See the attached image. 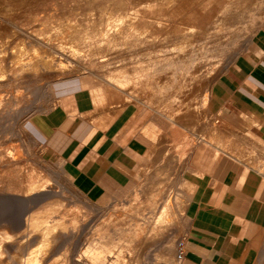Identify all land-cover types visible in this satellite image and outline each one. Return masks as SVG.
<instances>
[{
  "label": "bare ground",
  "instance_id": "6f19581e",
  "mask_svg": "<svg viewBox=\"0 0 264 264\" xmlns=\"http://www.w3.org/2000/svg\"><path fill=\"white\" fill-rule=\"evenodd\" d=\"M55 1L0 0V135L3 136L0 139V264H177L173 246L183 234L181 229L164 234L172 207L168 198L165 203L162 198L157 211L161 199L156 195L144 205L147 207L144 211L140 205L142 199H136L139 203L136 207L126 203L100 209L38 161L23 160L22 147L12 138L20 136L21 115L40 112L42 109L34 100L49 101L51 86L72 74L70 70L75 69H70L71 65L121 91L122 99L126 98L123 101L129 99L151 108L140 100L150 102L161 98L165 92L161 88L156 92L158 84L171 81V67L166 69L169 74L165 70L168 62L161 60L164 54L174 57L172 51L179 46L184 49L186 43L200 47L201 40L212 32L216 36L223 29L234 28L235 19L245 6L258 7L264 0ZM117 47L126 51L125 66H144L124 72L121 61L114 65L118 62L107 55ZM195 48L198 52L199 48ZM86 51L99 55L89 67L82 66L76 56ZM192 55L187 56L191 59ZM156 60L164 65L154 63ZM112 66L114 71L104 74L102 70ZM68 67L69 72L65 71ZM197 70L200 69H192L194 73L179 71L172 77L174 84L168 95L172 100L167 105L165 101L156 105L166 113V118L174 112L170 105L174 98L185 105L188 98L195 100L211 88L214 78L199 81L195 78L200 75ZM218 74L217 71L215 75ZM192 81H195L193 87ZM189 86L192 92L188 91ZM127 88L130 89L126 91ZM155 110L157 114L163 113ZM177 114L178 110L174 116ZM6 134L11 136L9 142L4 137ZM181 259L182 255L178 254L177 260Z\"/></svg>",
  "mask_w": 264,
  "mask_h": 264
},
{
  "label": "crops",
  "instance_id": "0c3cea01",
  "mask_svg": "<svg viewBox=\"0 0 264 264\" xmlns=\"http://www.w3.org/2000/svg\"><path fill=\"white\" fill-rule=\"evenodd\" d=\"M258 40L218 76L181 127L134 103L114 111L79 78L54 83L56 101L29 124L75 188L98 206L135 187L129 202L147 188L161 202L168 198L173 212L181 211L175 213L185 234L181 264H264V42ZM255 147L251 159L240 153Z\"/></svg>",
  "mask_w": 264,
  "mask_h": 264
},
{
  "label": "rangeland",
  "instance_id": "374dc122",
  "mask_svg": "<svg viewBox=\"0 0 264 264\" xmlns=\"http://www.w3.org/2000/svg\"><path fill=\"white\" fill-rule=\"evenodd\" d=\"M52 2H55L56 3V1L55 0H52ZM261 4V5H260ZM260 4H258L259 6L258 7H255V5H247V6H245L243 9V12L242 13H244V12H247V13H244V14H240L238 17H240V18H238L237 17V19H235L236 20V25H238L239 26V29H238V26H236L235 25V27L234 28H232L231 27V29L230 30H226V29H223L221 32H223V33H221V32H219L218 34H220V35H216L215 36V34H217L216 32H212V35H207L205 38H203L202 40H201V42H203L202 44H201V46L199 47V46H195V47H197V48H199V51L197 52V50L198 49H196L195 47H193L194 46V44H189V43H186V46H184V49H183V46H179V48H175V51L173 50L172 52V56H174V57H170V58H168V55H163V57H162V61L163 62H168V64L166 65L165 64V70L166 69H170V67H171V71H170V73H172V74H170L169 73V69L168 70H166L170 75H172L171 76V81L169 82V80L167 81V83L166 82H160V84H158L159 86H158V90H156V92L157 93H159V89L161 88L162 89V91L161 92H167L166 94L164 93H162V95H160L161 96V98H159L158 99V97H156V101L155 100H151L150 102H147L146 100H140L142 103H146V104H150L151 105V108H146L145 106H143L142 104H140L139 102H137V101H132L131 102V100H129V99H127L126 101H123V100H125V99H122V97L124 96L123 95V93L122 94H120L121 93V91H118V90H116V89H114V88H110V86L108 87L107 85H104V83L101 81V80H99V78H97V77H94V76H91L90 74H87V73H84V71H82V69H80V67L78 68V67H72V65L70 66V67H68V69L67 70H65V71H67V72H69L68 70H69V68L70 69H75L74 71H72V70H70V72L72 73V74H70V75H67V76H64V77H62L63 78V80H67V79H72V78H79V82H80V86H82V87H87V88H91V92H92V95L95 97V99H97V100H99V101H101V102H103V101H110V103L109 104H107L106 106L107 107H110L111 109H114V111H116V110H118V109H121L124 105H126V104H128V103H134L137 107H138V109L139 110H144V111H147L148 113H151V114H153L154 112H156V110H155V108L157 109V112L159 113V111L161 112L162 110H160V106H156V105H158L159 103H158V101H161L162 103H165V105H167L168 104V102L167 101H171L172 99H169V98H171V96H168V95H171V91H172V88H173V84L174 83H172L173 82V78L175 77V76H177V72H181V71H183V72H191L192 71V69H195L196 70V68L197 69H200L199 71L197 70V73L198 74H200L199 76H196L195 78H198L199 79V81H201V80H203L204 81V79L206 78H214V80H213V83L211 84V88L210 89H207L208 91H205V95H201V96H199V97H197V99L198 100H201L202 98H204V99H206V97L211 93V91H212V89H213V86H214V83H215V80L218 78V76H220L223 72H225L226 70H227V68L234 62V60L236 59V57H238L239 55H241L243 52H245L246 50H248V49H253V48H255V46H254V39H256V40H258V41H262V42H264V1L263 2H261ZM253 6V7H252ZM252 7V8H251ZM246 8H249V9H246ZM251 15V16H250ZM242 18V19H241ZM241 19V20H240ZM247 19V20H246ZM237 20H238V23H237ZM241 23H240V22ZM244 22V23H243ZM240 23V24H239ZM242 24V25H241ZM243 28H245V29H242V27ZM238 29V30H237ZM240 29H241V31H240ZM234 30V31H233ZM245 31V32H244ZM225 32H227L226 34H225ZM229 32V33H228ZM233 32V33H232ZM215 33V34H214ZM256 33V34H255ZM254 36V37H253ZM206 43H205V42ZM117 42V44H120V43H122V41H119V43H118V41H116ZM204 43H205V45H204ZM247 43V47H244L243 48V46L245 45ZM182 45H185V44H182ZM191 45H193L192 47H191ZM188 46V47H187ZM203 46V47H202ZM186 47V48H185ZM202 47V48H201ZM118 48V47H117ZM181 51V55H182V57H183V59H181L182 57H181V55H180V51ZM185 50V51H187L186 53H183V52H185V51H183V50ZM190 49V50H189ZM193 49H195V50H193ZM201 49V50H200ZM203 49V50H202ZM242 49V50H241ZM178 51H179V53H178ZM183 51V52H182ZM194 51V52H193ZM202 51V52H201ZM176 52V53H175ZM191 52V53H190ZM110 53V55H107V58H113L112 60L115 62V63H117L118 62V64H114V65H116V66H118L120 63V65H122L123 64V62L125 63L127 60H128V57H126L127 55H126V51H125V49L123 48V47H119L117 50H114V52L112 51V54H111V52H109ZM114 53V54H113ZM240 53V54H239ZM92 53L90 52V51H86V52H84V53H78L76 56H78V59L80 60V62L82 63V66H84V67H89L90 65H93L95 62L94 61H96L97 60V58L99 57V55L97 54V53H93L92 55H91ZM176 56H175V55ZM180 55V57L178 56V55ZM189 56V55H192V56H190L191 57V59L187 56V55ZM239 54V55H238ZM95 55H97V56H95ZM184 55H186L185 57H184ZM238 55V56H237ZM165 56V57H164ZM235 56V57H234ZM80 57V58H79ZM93 57H94V59H93ZM188 58V59H190L189 60V62L188 61H186L187 59H185V58ZM234 57V58H233ZM96 58V59H95ZM127 58V60H125ZM195 58V59H194ZM198 58V59H197ZM233 58V59H232ZM168 61H167V60ZM171 59V60H170ZM181 59V60H180ZM206 59V60H205ZM91 60H92V62H91ZM123 60H125V61H123ZM165 60V61H164ZM233 60V61H232ZM119 61H121L120 63H119ZM155 61V60H154ZM162 61H157L156 60V62H154V63H161L162 64ZM171 61V62H170ZM172 61H174L173 63H172ZM193 61V62H192ZM195 61H196V63H195ZM197 61H199V62H197ZM192 62V63H191ZM178 64V66H177V64ZM181 64V67H180V64ZM187 64V65H186ZM189 64V65H188ZM63 65H65V64H63ZM86 65H88V66H86ZM137 67L138 66H140V68H142V66H144V64L142 65V64H135ZM135 65H133V66H129L128 67V65L127 66H125L124 64H123V71L124 72H127L128 71V69L129 70H131L132 68L133 69H139V67L137 68ZM164 65V63L161 65V66H163ZM172 65V66H171ZM185 67H184V66ZM195 65H197V66H195ZM167 66H169V67H167ZM189 66H191V67H189ZM113 67H115V66H112L110 69H103L102 71L104 72V74H106V75H108L109 73L111 74V72L112 71H114L112 68ZM135 67V68H134ZM174 67V68H173ZM175 67L177 68V67H179V68H183L182 70H180L179 68H177V70L175 69ZM187 67V68H186ZM199 67V68H198ZM92 68V67H91ZM125 68H126V70H125ZM184 68H185V70H184ZM189 68V69H188ZM190 68H191V70H190ZM112 69V70H111ZM173 69H175V70H173ZM109 70L111 71V72H109ZM164 70V71H165ZM81 71V72H80ZM176 71V72H175ZM194 71V70H193ZM191 72V73H194V72ZM218 71V75H215V73ZM220 71V72H219ZM176 74H175V73ZM179 72V73H180ZM200 72V73H199ZM83 73V74H82ZM190 73V74H191ZM113 74H114V72H113ZM173 74H175V75H173ZM197 74V75H198ZM214 76V77H213ZM173 77V78H172ZM216 77V78H215ZM61 78V79H62ZM173 79V80H172ZM205 79V80H206ZM61 81V80H60ZM100 81V82H99ZM169 82V83H168ZM161 83H162V85H161ZM172 83V84H171ZM191 83H193V84H191ZM195 83V81L193 82H190V84H191V86L192 85H195L194 84ZM166 84V86L168 87H166V86H164V85ZM168 84H169V86H168ZM171 84V85H170ZM55 85V84H54ZM53 85V86H54ZM101 86L102 88H104V91H103V89L101 88V87H99V86ZM203 85H204V83H203ZM104 86H107L106 88L104 87ZM191 86H189V89H188V91H191ZM164 87V88H163ZM193 87V86H192ZM56 88V87H55ZM55 88H53L52 87V89L50 90V94H49V96L51 95V98H50V100L49 101H47V102H45V101H42V99L40 100H34V101H36V104L35 105H40L39 106V108L40 109H42L40 112H42V111H46L48 108H50L52 105H53V103L56 101V99H57V95L55 94ZM109 88L111 89V90H109ZM106 89H108V91H109V94H108V92H107V90ZM130 89V88H129ZM128 88L126 89V91H128L129 90ZM98 90H100V94H99V91ZM168 90V91H167ZM193 91V90H192ZM191 91V92H192ZM103 92V93H102ZM111 92V93H110ZM48 93H49V90H48ZM54 93V94H53ZM102 93V94H101ZM105 93H106V95H108L109 96V98H111V99H109L108 97H105ZM170 93V94H169ZM95 94V95H94ZM112 94V95H111ZM118 94V95H117ZM100 95V96H99ZM116 95V96H115ZM120 95H123V96H120ZM111 96V97H110ZM115 96V97H114ZM159 96V97H160ZM201 97V98H200ZM106 98V99H105ZM121 98V99H120ZM32 99V98H31ZM166 99V100H165ZM189 99V101H187V104H185L184 105V103H182L180 100H178V99H176V98H174V100H175V102H171V104L170 105H172V110L174 111L173 113L171 112H169L170 114H171V116L169 117L168 116V119L169 120H171L172 119V117H173V119L171 120V121H174L173 123H176V124H180L181 125V120H184L183 122H186L187 120H185L186 118L188 119L189 117H192V112H194L195 111V108H197V104H195V102H197V99L195 98V100H194V98H193V100L192 99H190V98H188ZM112 100H114L112 103H111V101ZM177 100V101H176ZM191 100V101H190ZM41 101V102H40ZM165 101V102H164ZM194 101V102H193ZM43 102V103H42ZM123 102V103H122ZM177 102V103H176ZM178 102H179V104H178ZM190 102V103H189ZM38 103V104H37ZM138 103V104H137ZM154 104V106H153V104ZM192 103V104H191ZM177 105V107H176V109H174L175 108V105ZM182 105V106H181ZM193 105V106H192ZM43 106V107H42ZM46 107V108H45ZM114 107V108H113ZM184 107V108H183ZM194 107V108H193ZM199 107V106H198ZM179 108H181V109H179ZM186 108H188V110H185ZM44 109V110H43ZM152 109H154V110H152ZM171 110V111H172ZM176 110V111H175ZM177 110H178V112H179V114H177V115H179V116H174V113L176 114V112H177ZM180 110H184L183 112H184V115L182 114L183 112L182 111H180ZM164 111H165V109H164ZM170 111V110H169ZM31 111H29V112H26V113H24V114H22L21 115V118L23 119V121L21 122V126H20V128H21V132H20V136H17V137H13L12 138V140H14V143H16V144H18V145H20L22 148H21V157H22V159L23 160H28V159H30L31 161H38L37 163H39V164H41L42 166H45V167H47V168H49V170L51 171V172H53V174H54V172H55V174L56 175H58L60 178H63L64 180H65V182L67 183V184H71L70 186H72V188L73 189H75V190H77L76 188H75V186L72 184V182H71V179L69 178V176L63 171V168H62V164L60 163V162H58V161H55L54 159H52L51 157H50V155L46 152V150H45V146H44V144H42L41 142H40V139L37 137V135L35 134V132H34V129L30 126V124H29V121H30V116L33 114L32 112L30 113ZM163 112V111H162ZM38 113V112H37ZM113 113V112H112ZM186 113V114H185ZM160 114V113H159ZM161 114H164V116H165V112H163V113H161ZM181 114H182V116H181ZM188 114V115H187ZM173 115V116H172ZM25 116H27V117H25ZM181 116V117H180ZM24 117H25V119H24ZM167 117V116H166ZM178 117V118H180V119H178L177 118V120H178V123H177V120H176V118ZM171 118V119H170ZM175 118V119H174ZM202 119H204V114H202ZM179 121H180V123H179ZM200 123L202 122L201 120L199 121ZM10 123H13L12 121L11 122H9V124ZM203 124V123H202ZM209 125V129H210V135H211V137H210V141H212V135L214 134L213 132H215V126L213 125V121L212 120H209V123H208ZM179 125V126H180ZM165 126H167V125H165ZM233 126V125H232ZM232 126H226V128L228 129V131L230 132V133H233V135H234V137H236L235 135H236V131H235V128L234 127H232ZM168 128V127H167ZM166 128V129H167ZM181 131H184V129L182 130V128L181 129H179L178 130V132L180 133ZM204 131H205V128H204ZM206 131H207V129H206ZM185 133H186V131H185ZM7 136H4V137H8V138H6V139H8V141L7 142H9V140H11V136L10 135H8V134H6ZM1 138H3V136L2 135H0V139ZM10 138V139H9ZM15 138V139H14ZM23 140V141H22ZM25 140V141H24ZM254 145H257L256 143L254 144ZM253 145V146H254ZM5 147H1V150H3ZM26 148V149H25ZM249 148H250V146H249ZM24 149V150H23ZM210 149V156H212L213 155V153H214V150L213 149H211V147L209 148ZM253 150V149H252ZM254 150H255V152H252L251 150H249V149H245V150H243L242 152H240V153H242L243 155H244V157H249L250 159H251V157H253L254 155H255V153H257L256 152V150H257V148L255 147L254 148ZM238 153V152H237ZM253 162H252V165L254 166V167H256L257 169L259 168V166H257V164H259V161H254V160H252ZM256 163V165H255V163ZM182 187V186H181ZM137 189V187H135V188H133L132 189V191H130V192H126V194L123 196V197H121V198H119V199H111V198H107V204H109L110 203V205L109 206H100L99 208L100 209H104V208H108V207H112V206H119V205H122V204H126L127 202H129V196L135 191ZM78 191V190H77ZM178 192H179V190H178ZM156 193H151L150 191H149V189L147 188L144 192H142L141 193V195L140 196H138V195H136L135 194V196H133L131 199H130V205H132L133 207H136L137 206V204H139V203H137V201H136V198L137 199H139V198H141L142 200L140 201V205L142 206V208H143V211H144V209H146L147 207H145L144 205H146V204H149V199L153 196V195H155ZM84 195V194H83ZM86 196V195H85ZM87 197V196H86ZM139 197V198H138ZM146 197H147V199H146ZM159 197H160V194H159ZM89 198V197H88ZM161 199V198H160ZM168 201H170L169 199H167ZM177 200V199H176ZM92 201V203L95 205V206H97V204H99V200H96V201H94V200H91ZM142 201H144V202H142ZM178 202V204H179V199L177 200ZM125 202V203H124ZM146 202V203H145ZM160 202L161 201H159L158 203H157V205L159 204V206L158 207H156V209H155V211H157V208H158V210H159V207L161 206V204H162V202H161V204H160ZM120 203V204H119ZM132 203H136L135 205L134 204H132ZM142 203V204H141ZM163 203H165V200H164V202ZM171 203V202H170ZM172 205V204H171ZM176 207V206H175ZM180 207V208H179ZM141 208V209H142ZM172 208H173V205H172V207L170 208L171 210H170V217L168 216V222L170 221V224H172V225H170L168 222L166 223V225H168V226H166L165 227V229H164V234L166 235H168V233L170 234H172L174 231H177V229L178 230H180V229H182V228H180L181 227V225H182V221H179L178 219V215L180 216L181 215V211H176V212H174L173 213V210H172ZM178 208L179 209H183V206H179L178 205ZM175 213H177V214H175ZM171 220H173V221H171ZM185 220V219H184ZM175 222V223H174ZM177 223V225H176V227H175V224ZM184 223L186 224V220L184 221ZM174 225V226H173ZM168 227V228H167ZM174 228V229H173ZM168 229H170V231L168 230ZM165 231H167V232H165ZM94 232V231H93ZM184 236H185V234L184 235H182V237H180V238H178L177 240H176V243H175V245L173 246V251H174V253H173V256L175 257L174 259H175V261H177V264H181V261H178L177 260V258H178V254H181L182 255V258H183V254H182V251H180V248L181 249H183L182 248V246H179V245H181L182 244V242H183V238H184ZM174 241V240H173ZM177 247V248H176ZM164 264V263H163Z\"/></svg>",
  "mask_w": 264,
  "mask_h": 264
},
{
  "label": "built area",
  "instance_id": "2783aa9c",
  "mask_svg": "<svg viewBox=\"0 0 264 264\" xmlns=\"http://www.w3.org/2000/svg\"><path fill=\"white\" fill-rule=\"evenodd\" d=\"M181 255V254H180Z\"/></svg>",
  "mask_w": 264,
  "mask_h": 264
}]
</instances>
